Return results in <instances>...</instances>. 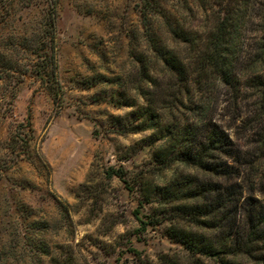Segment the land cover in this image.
<instances>
[{
  "label": "rangeland",
  "instance_id": "rangeland-1",
  "mask_svg": "<svg viewBox=\"0 0 264 264\" xmlns=\"http://www.w3.org/2000/svg\"><path fill=\"white\" fill-rule=\"evenodd\" d=\"M212 1L37 0L38 7L48 5L41 11L42 32L22 37L18 48L9 39L5 47L15 48L12 55L0 51L18 62V71L6 75L11 90L0 87V225L7 220L41 234L24 242L32 264H80L78 250L85 264H160L162 253L182 249L167 236L172 219L163 211L177 202L166 203L154 179L168 185L160 171L167 166L154 160L161 141L147 144L151 128L127 129L148 119L139 89L146 84L130 83L129 75L133 53L144 52L149 38L170 37L168 22L182 20L190 28L211 23L202 6ZM57 7L51 43L48 13ZM113 17L121 20L118 29ZM39 42L49 43L55 59L58 48L62 54L63 84L58 80L56 92L30 70V50ZM14 135L20 140L13 142ZM154 189L150 200L146 192ZM85 190L96 193L91 206L69 215V208L84 204Z\"/></svg>",
  "mask_w": 264,
  "mask_h": 264
},
{
  "label": "trees",
  "instance_id": "trees-1",
  "mask_svg": "<svg viewBox=\"0 0 264 264\" xmlns=\"http://www.w3.org/2000/svg\"><path fill=\"white\" fill-rule=\"evenodd\" d=\"M221 4L222 0H213L210 6L202 7L206 12L209 9L210 13L213 5L224 11ZM48 14L46 35L53 43L57 8ZM211 23L190 28L182 20L178 25L168 22L170 37L149 38L144 52L133 53L135 64L129 75L130 83L139 80L146 84V88L139 89L144 100L143 112L148 119L142 126L127 129H153L147 144L161 141L156 147L154 160L163 166L170 162L185 164L196 173L182 175L172 184L160 187L159 195L166 203L177 202L163 210L172 219L166 234L171 241L182 246L174 253H162L160 264H226L227 256L239 252L247 254L252 264H264V199H261L264 197V183L257 187L254 182L246 184L241 180L242 169L254 160L238 142V133L223 122V117L208 119L205 106L195 100L186 102L176 92L159 98L153 94V87L174 80L180 86L177 92L182 89L186 96L192 95L191 89L184 87L186 61L190 51L201 45L216 47L215 55L211 52L204 54L205 62H214L222 71L228 62L224 53L231 54L232 51L228 44L235 24L228 15L215 25V31H205ZM48 44L39 42L30 50L35 57L30 70L56 92L57 64L53 48L50 51ZM17 65V60L7 61L0 52V71L9 75L18 71ZM252 86L264 87V79H257ZM173 107L178 114H172ZM158 111L168 114L160 115ZM167 117L171 119L167 120ZM19 136L14 135L13 142L20 140ZM250 142H264V128L254 133ZM12 147L16 148V144ZM146 193L151 200L157 190Z\"/></svg>",
  "mask_w": 264,
  "mask_h": 264
},
{
  "label": "clouds",
  "instance_id": "clouds-1",
  "mask_svg": "<svg viewBox=\"0 0 264 264\" xmlns=\"http://www.w3.org/2000/svg\"><path fill=\"white\" fill-rule=\"evenodd\" d=\"M221 6L224 11H219L215 5L212 6L210 13L213 17L212 23L205 31H215V25L225 20L228 15L232 16L235 30L228 44L232 51L231 54L224 53L228 57V62L223 65L222 71L214 62H205L204 54L211 52L215 55L216 47L201 45L194 51H190L186 61L187 76L184 87L190 88L192 95L186 96L182 89L177 92L180 86L174 80L161 82L153 87V94L163 97L169 92H176L186 102L195 100L198 104L204 105L207 110L205 116L208 119L223 117V122L238 133V142L243 144L245 153L250 154L254 160V163L242 169L241 180L246 184L254 182L259 187L264 183V155H261L264 152V142L253 143L250 142V138L264 128V107H262L264 106V87L252 86V82L257 79H264V0H222ZM47 7V4L38 7L37 0H0V51H6L12 55L15 49L5 47L9 39L15 41L18 48L22 37L34 39L39 35L42 32V27L39 25L42 19L41 11ZM60 14L64 15L63 12ZM111 23L118 29L121 20L113 17ZM60 43L62 41L58 35L57 44ZM55 63L61 66L55 79L62 85L64 65L59 48ZM0 77H5L0 79V87L11 90L4 71H0ZM65 92H67L66 88ZM65 103H70L67 97H65ZM73 110L69 109V111ZM233 138L237 139V136ZM119 143L120 139L117 140V144ZM160 171L169 185L182 175L196 174L193 169L185 168L175 162H170L167 168ZM154 179L156 184L163 186L159 178ZM95 195L94 191L85 190L81 196L84 204L69 208L68 214L79 211L81 207L91 206ZM120 203L127 204V200L121 199ZM97 211L99 212L98 208ZM120 211L124 209L121 208ZM99 214L101 217L105 215L102 212ZM112 219L117 223L122 222L118 217ZM123 231V228L118 229V232ZM30 235L33 239L41 238L40 233L30 234L14 222L6 220L3 225H0V264H32L31 257L25 254L24 243ZM115 238L116 234L110 237V239ZM77 259L80 264H85L83 254L79 250ZM225 259L226 264H252L250 257L244 252L227 256ZM185 260H187L186 256ZM88 264H91L90 259Z\"/></svg>",
  "mask_w": 264,
  "mask_h": 264
}]
</instances>
